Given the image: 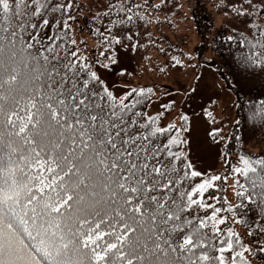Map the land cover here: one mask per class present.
<instances>
[{
	"label": "trees",
	"instance_id": "obj_1",
	"mask_svg": "<svg viewBox=\"0 0 264 264\" xmlns=\"http://www.w3.org/2000/svg\"><path fill=\"white\" fill-rule=\"evenodd\" d=\"M222 2L168 0L172 12L167 18V9L158 12L160 22L154 16L138 37L124 41L125 46L138 44L136 65L163 57L174 65L171 57L177 56L182 71L211 67L235 104L244 97L245 108L235 107L223 157L243 154L253 167L235 174L232 202L222 178L220 190H210L200 203V193L192 194L200 178L188 175L186 156L170 158L163 146L167 137L155 138L144 126L146 117H138L100 84L86 81L80 51L74 59L61 48L48 50L47 41L36 38L37 33L41 39L53 35L51 28L36 27L43 18L32 10L33 5L46 8L45 0H0V264H216L213 241L219 237L213 236L215 222L209 217L214 209L207 205L225 207L226 198L234 208L244 205L237 211L245 218L249 212L252 221L259 220L258 213L264 216V121L236 123L253 111L258 90L264 91V48L247 50L226 40L235 31L245 32L230 22L245 26L225 15ZM52 3L64 6L49 18L76 40L69 42L71 50H79L81 32L94 42L96 60L108 62L100 56L106 45L95 31L106 34L109 20H97V13L107 3ZM258 23L264 27V21ZM116 47L122 46L106 56L114 55ZM120 79L132 81L125 75ZM146 107L137 110L146 113ZM221 136L218 132L214 139ZM220 216L226 217L222 232L240 228L243 242L257 248L246 224L224 211L216 219ZM248 257L264 264V254Z\"/></svg>",
	"mask_w": 264,
	"mask_h": 264
},
{
	"label": "snow or ice",
	"instance_id": "obj_2",
	"mask_svg": "<svg viewBox=\"0 0 264 264\" xmlns=\"http://www.w3.org/2000/svg\"><path fill=\"white\" fill-rule=\"evenodd\" d=\"M47 7L44 9L37 10L36 6H32V10L36 11V18H43L42 25H37L36 27H48L51 28L53 35L45 36L40 38L39 33L36 34V38L40 40L42 44L46 43L48 50H54L56 48H61L63 52L71 53L72 57L75 59L78 56L79 50L72 51L69 47V42L71 45L76 44L74 38L68 37L66 31H59L55 25L50 23V13L53 12H63L64 6L60 4H53L52 0H45ZM221 8H226L228 11L225 12V15H232L233 18L237 19L240 24L244 25L246 28L252 30V37H248L247 33L243 31H235L234 35H230L226 38L227 41H232L234 45L238 42L241 47L247 50H256L264 48V27H262L258 21L260 18L264 17V0H224L219 5ZM71 8L69 3L67 6ZM106 10L97 13V20L100 17H105L109 20V23L105 26L104 32L101 33L100 29L97 28L95 31L98 36H100L106 47L104 51L100 52V56L104 57L108 63H103L100 60H97V64L101 67L108 69L110 65H113L117 62L115 55L106 56V53L112 49L115 45H121L124 47L125 40H132L133 34L137 37L139 36V30L143 26L146 30L147 27L152 23L153 17L157 22L159 21L158 12H165L166 18L168 13L172 12V7L168 4V0H160L158 4L152 2V0H142L141 3H135L134 0H107ZM71 19V17H69ZM102 23V21H101ZM59 24V21L56 22V25ZM69 27L67 20L64 21L63 28L67 30ZM115 31H119L121 35L117 36ZM149 38L151 34L149 33ZM132 51L135 52L138 50V44L134 43L131 45ZM163 51V48H161ZM241 53H237V58L239 59ZM174 61L173 66H183V62L177 56L171 57ZM80 67L83 69L81 75L85 77L86 81L95 82L100 84L101 87L109 96H115L114 92L109 89L106 82L101 79L98 72L92 70L91 63L88 61L86 56L80 57ZM125 73L122 71L121 75ZM194 92L195 89H192ZM154 90L151 87L139 89L132 87L130 90H127L123 95L120 96V99L124 102L126 108L131 109L134 114L138 117H146L144 126L150 128L153 132L155 138L161 139L167 137L166 142L163 143V146L168 149V155L170 158H175L176 160H182L183 151H173L175 147L185 143L182 132L186 131V128H177L174 123H169L167 126H161L162 118L164 117V111H161L155 115H147L142 110L150 103L151 96L153 95ZM127 101V102H126ZM211 103V100L209 101ZM175 101H170L167 104L162 105V108L166 111H170L174 106ZM253 111L250 112L247 118H241L236 123L242 124L251 121L254 125L259 124L264 121V91L258 90V96L252 101ZM234 107H239L240 110L245 108V100L243 96H239V104H234ZM207 115L211 117L212 112L208 111ZM239 115V112H238ZM182 120L185 124L189 121V116L184 114ZM219 130H213L210 134L213 138L216 137ZM175 133V134H173ZM239 139V137H237ZM225 156L227 153L225 152ZM243 154L241 155V158ZM185 168L188 170V175L192 178H200V182L196 185V188L193 190V195L197 192L200 193V203H204V196L206 193H209L210 190H217V182L222 180V177L218 174L216 175H206L201 171L196 170L190 161H187ZM232 172L240 176L241 172L245 171L243 168L238 166L232 167ZM226 182V177L223 178ZM239 183V181H238ZM238 198L242 199L244 193H237ZM210 199H214L217 203L220 202V197L209 195ZM248 202H251V197L248 198ZM225 207H218L216 204H208L207 207L214 209L209 217L214 223L213 227V236L219 237L218 240L213 241V252L214 256L212 259L215 260L216 264H251V261L247 259L246 253H251L254 256H260L264 254V216L258 213L259 220L252 221L250 219V212L244 215H241L237 209L244 207L243 204L236 206L235 208L229 204L225 198L223 201ZM231 214L236 222L241 224H246L250 228V235H253L257 239V248L254 250L251 246L246 245L242 238L237 232H234L232 229H227L221 231L220 225L226 223V217H221L216 219L217 216L222 212ZM259 233V237H257ZM217 242L219 246L217 245ZM225 253H231V259H226Z\"/></svg>",
	"mask_w": 264,
	"mask_h": 264
},
{
	"label": "rangeland",
	"instance_id": "obj_3",
	"mask_svg": "<svg viewBox=\"0 0 264 264\" xmlns=\"http://www.w3.org/2000/svg\"><path fill=\"white\" fill-rule=\"evenodd\" d=\"M88 3L92 6H99L100 4L105 5L107 0H88ZM263 21L259 19L258 22ZM230 24L236 28L239 27L250 36L253 35L249 28L240 27L232 22ZM188 29L194 34L195 27L192 23H188ZM78 41L81 54L88 58L92 70L98 72L109 89L114 92L115 97L120 99V96L132 87L137 89L151 87L154 93L146 107V114L155 115L164 111L161 126H167L169 123L182 125V116L184 114L189 116L187 130L182 134L185 143L175 147L173 151H183L193 167L206 175L218 174L222 178L226 177V195L228 201L232 202L235 192V173L232 172V167L238 166L248 171L252 165L247 157L241 158L240 154H235L232 159L223 157L224 144L228 139L231 124L235 120L233 105L236 101L217 73L206 66H201L194 71H182L169 64L171 62L169 60L165 73H162L163 67L156 59L150 61L152 65L140 64L137 67L134 63L131 45L118 47L115 51L117 62L105 69L97 64L93 49L94 42L91 37L79 32ZM122 71L126 75L128 73V78L132 81L122 83L120 81ZM192 89L195 91L193 92ZM170 101H175L174 106L170 111L164 110L162 105ZM208 111L213 113L211 117L207 115ZM214 129L222 132V136L214 139L210 135ZM261 152L264 153V149ZM236 232L244 233L245 231L239 228ZM225 256L226 259H231V253H225ZM246 257L251 264H256L248 257V253Z\"/></svg>",
	"mask_w": 264,
	"mask_h": 264
}]
</instances>
